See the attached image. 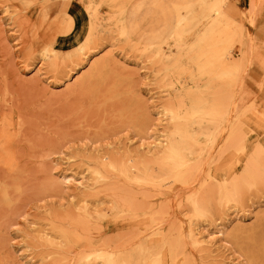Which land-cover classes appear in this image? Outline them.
<instances>
[{
  "label": "bare ground",
  "instance_id": "bare-ground-1",
  "mask_svg": "<svg viewBox=\"0 0 264 264\" xmlns=\"http://www.w3.org/2000/svg\"><path fill=\"white\" fill-rule=\"evenodd\" d=\"M94 1L84 8L73 0L0 1L20 26L28 11L36 17L24 29L33 38L30 66L45 25L40 62L66 85L50 92L64 109L46 111L41 100L13 91L0 65V241L3 222L29 191L27 167L48 164L65 149L71 167L48 175L41 189L73 191L60 209L33 222L31 264H224L201 228L217 221V237L245 264H264V212L252 223L244 214L264 188V147L249 134V121L230 111L241 71L233 49L241 43L246 56L248 45L223 0H101L109 6L103 18ZM114 32L138 49L165 93L164 131L145 157L130 141L149 138L155 120L134 66L111 52L95 56L109 41L103 36ZM5 42L0 38V51ZM25 85L24 94L48 91L38 79ZM175 191L183 197L172 213L161 203L168 205ZM117 231L125 232L109 236ZM0 264L21 263L0 245Z\"/></svg>",
  "mask_w": 264,
  "mask_h": 264
},
{
  "label": "rangeland",
  "instance_id": "rangeland-1",
  "mask_svg": "<svg viewBox=\"0 0 264 264\" xmlns=\"http://www.w3.org/2000/svg\"><path fill=\"white\" fill-rule=\"evenodd\" d=\"M73 2L79 8H84L89 0H73ZM7 4L15 5L17 3L12 1ZM222 4L225 13L232 18L233 24L244 33L243 38L248 45L246 56L243 55L241 43L237 42L233 49L234 58L241 63V71L238 75L230 111L231 114H238L240 119L249 121L247 124L249 134L259 136L262 139L261 146L264 147V0H223ZM94 6L99 10L101 18L108 14L109 6L105 2L95 0ZM4 9V3H0V38H6L4 46L8 47V49L1 47L0 65H2V69L7 73L9 86L24 98L41 100L45 104L43 109L46 111L63 110L64 106L60 105L59 101L57 102L50 95V92L54 88L64 91L66 85L62 81L55 79L54 74L46 63L40 62V52L44 40L48 36L45 31V25L39 27V38L35 42L34 50L35 62L33 66H30V52L27 49V41H33V38L31 34L27 35L24 29H30L36 17L28 11L27 20H23V24L20 26L19 22L15 23V21L7 18ZM84 22L85 19L83 18L82 27ZM109 27V24H103V28ZM117 33H106L105 36L101 34L109 41L96 52L95 56L107 55L111 52L116 59L124 58L134 66L131 70H133L132 72L138 81L144 98L148 101L149 110L152 112L153 119L155 120L149 130V138L142 140L139 137V142L136 139L130 141L132 148H139V156H144L149 154L148 150L150 146L159 143L156 138L164 131L166 121L163 120V115L159 114V111L162 110V105L166 100L164 98L165 93L156 84L153 69L148 61L139 56L138 49L131 50L117 36ZM75 34L76 32H73L62 37L71 38ZM189 40L192 41V38ZM39 69H42V71L38 73ZM34 74H39V77H35ZM77 75L73 76L71 82L74 81ZM32 78L38 79L41 86H44L48 91L44 89L31 90L26 91V94H24V89L29 88L25 84L27 81L33 80ZM208 145V149L210 150L212 147L209 142ZM63 150L65 152H57L53 153L49 158L45 157L49 161L48 164L29 165L27 167L28 172L26 173L27 176L29 175V179L24 180L23 183L29 191L24 194L25 196L21 197L23 201L20 202L19 207L13 215L2 224L4 232H2L3 238L0 241V245L6 251L10 250L14 258L17 261L19 260L21 264H26L27 262L31 264L30 260L34 255L35 248L30 245L33 222L44 218V215L50 209H60V203H65L69 199L68 194H71L73 191L70 185L58 186V188L46 192L41 189L47 183L48 175L51 174L57 178L59 176L57 173L61 170H69L71 167V153L70 151L67 153L65 149ZM231 162L239 163L236 159ZM201 176L203 175L201 174ZM258 191L259 194L252 197L254 200H249L248 204L250 206L244 213L247 221L251 223L255 221L257 213L264 212V188L258 189ZM182 197L183 193L181 191H175L170 203L168 205L161 203V205L171 209L172 213H174L177 210V202ZM233 210L230 209L225 217L230 218L233 216ZM218 226H220V221L212 224L205 223L201 227L203 236L211 235L210 238L214 240L215 251H213V257L220 259L224 264H245L243 258L240 257V254L236 252L237 250L231 243L217 237L216 231L219 228ZM137 229L136 226H133L126 230V232L133 233ZM122 232L125 231L113 232L109 236H116Z\"/></svg>",
  "mask_w": 264,
  "mask_h": 264
}]
</instances>
